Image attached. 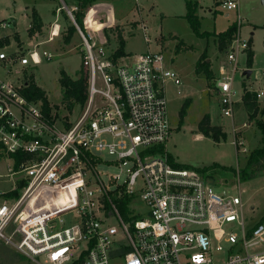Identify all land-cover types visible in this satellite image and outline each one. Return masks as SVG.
<instances>
[{"label": "built area", "instance_id": "obj_1", "mask_svg": "<svg viewBox=\"0 0 264 264\" xmlns=\"http://www.w3.org/2000/svg\"><path fill=\"white\" fill-rule=\"evenodd\" d=\"M219 4L237 13L236 33L224 51L227 64L213 78L220 111L231 118L238 59L250 45L239 34V0ZM77 12L67 9L85 75V102L76 116L50 105L45 115L42 101L23 94L28 68L53 57L35 50L59 37L58 20L28 55L0 47V157L11 161L15 177L2 194L0 243L34 264H264V218L247 221L239 194L217 192L166 150L172 128L164 86L180 82L165 69L162 53L119 55L109 31L104 43L84 34ZM261 82L263 89L244 91L255 95L264 115V72ZM16 154L23 160L15 169ZM98 165L120 173L104 181Z\"/></svg>", "mask_w": 264, "mask_h": 264}, {"label": "rangeland", "instance_id": "obj_2", "mask_svg": "<svg viewBox=\"0 0 264 264\" xmlns=\"http://www.w3.org/2000/svg\"><path fill=\"white\" fill-rule=\"evenodd\" d=\"M87 1L82 8L80 0H0V46L6 53L28 55L36 42L48 39L49 28L58 20L61 29L59 37L35 50L37 53L46 50L53 57L43 59L37 67L28 68L27 73L45 92L53 111L61 115L69 113L70 117L72 114L76 116L79 107L76 105L68 111L67 103L62 102L59 71L63 70L72 80H77L82 69L81 41L77 31L73 33L69 44L64 42L69 27L73 26L67 9L77 7L82 15L79 26L95 43H104L105 31L106 34L109 31L113 36L111 47L121 48V40L123 53L130 57L147 51L161 52L165 69L175 74L180 82L178 86L172 82L164 86L172 128L166 150L179 165L196 169L199 173V169L205 170L201 175L217 192L224 190L231 196L239 194L247 221L263 219L264 158L247 171L250 180L242 182L240 171L244 170L248 156L264 147V136L256 126L257 122L264 126V115L258 108L252 117L253 111H248L243 102L247 87L252 90L263 89L264 0H239L242 19L239 31L241 38L250 43L253 61L250 77L242 78L241 73L249 70L245 57L247 52L238 59V71L234 78V86L238 91L235 100L239 101L242 95L243 104L241 109L240 102L234 105L231 118L223 116L220 111L213 78L219 68L227 64L225 52L218 49L217 38L236 24V12H223L219 0ZM64 5L66 8L56 13ZM32 8L36 9L44 22L38 36L28 34ZM11 19L16 20L15 25ZM2 23H8V26L3 28ZM141 24L146 26V31H143ZM117 35H121L120 39L116 38ZM203 54L206 55L205 61L208 59L213 75L210 80L203 73L196 72V63ZM20 74L18 72L12 76L20 77ZM0 78H5L2 70ZM186 103V112L180 125L181 110ZM206 114L210 116L213 126L221 127L226 133L225 139L215 142L198 134V123ZM234 141L242 144L235 147ZM243 149L246 151L243 152ZM103 158L108 159L107 156ZM9 169L11 161L0 157V203L7 197L2 194L13 188L15 177L10 175ZM97 171L102 174L104 181L108 175L120 173L115 167L103 165H98ZM140 206L143 207L142 204ZM0 264L34 263L13 248L0 243Z\"/></svg>", "mask_w": 264, "mask_h": 264}, {"label": "trees", "instance_id": "obj_3", "mask_svg": "<svg viewBox=\"0 0 264 264\" xmlns=\"http://www.w3.org/2000/svg\"><path fill=\"white\" fill-rule=\"evenodd\" d=\"M86 3H88L87 0H80L79 4L83 8ZM30 18H31V25L28 29V34L30 36H33L35 33L40 32L43 24H42V21H41L39 15L37 14V12L34 9L31 10V17ZM81 19H82L81 13L80 12L75 13V21L78 25L81 24ZM236 30H237V27H236V25H234L232 28L228 29V31H226L225 33H222L221 35H219V37L217 38V46H218V49L220 51H225V49L227 48V46L229 45V43L233 39L234 34L236 33ZM67 32L68 33L64 39V42L66 44H69L73 33L76 32V29L74 26H70ZM120 36L121 35H118L119 39H120ZM17 39L18 38L16 37V40ZM122 44H123V42L120 40L121 48L119 47V51H118L119 55L123 54ZM249 45H250V43H249ZM205 57H206V55L203 54L198 59V61L196 63V72L197 73H200V72L203 73L206 76V79L210 80V79H212L213 75H212V72L210 70V64L208 63V59H207V61H205L206 60ZM252 59H253V51L249 48L247 50V53H246V64H247L249 69L251 68V65H252ZM79 73H80L79 78L77 80H72L65 73V71H63V70L59 71V84H60V87L62 89V102L67 103L68 111H71L73 109V107L76 105H83L85 102V75H84L83 71H82V73H81V71H79ZM23 94L28 100H33V101L40 100V101H42L43 113L45 115H48L50 108H49V103H48V100L46 98L45 92L35 84L33 79H30L29 87L23 92ZM243 102L248 107V111H250L249 109H251L253 111L251 114V116L253 117L257 111V108H256L257 103H256L255 95L245 91V93L243 95ZM187 103L183 106V108L181 110L180 125L182 124V119H183V116L185 115V112H186ZM256 126L260 130L261 134L264 136V126L260 122H257ZM198 134H201L207 138H211L215 142H219V140L226 138V133L221 130V127L211 126L210 117L208 114H206L202 118V120L198 123ZM263 142H264V137H263ZM13 158H14V168L16 169L20 165V163L22 162L23 156L20 154H16V155H13ZM170 158H171V156H170ZM263 158H264V147L254 151L253 153H251L248 156L244 170L240 171L242 174L241 175L242 182L250 180L249 175L248 176L246 175L247 171L252 166L258 164L260 162V160ZM178 166L179 167H186L183 165H178ZM199 171L201 173H204L205 170L199 169ZM20 186H21V184H19V188H20ZM12 195H17V192L14 191L13 193H11L10 196H12Z\"/></svg>", "mask_w": 264, "mask_h": 264}, {"label": "crops", "instance_id": "obj_4", "mask_svg": "<svg viewBox=\"0 0 264 264\" xmlns=\"http://www.w3.org/2000/svg\"><path fill=\"white\" fill-rule=\"evenodd\" d=\"M32 9H34V8H32ZM31 9V10H32ZM35 11H36V9H34ZM37 12V11H36ZM37 14H38V12H37ZM39 15V14H38ZM39 17H40V19H41V21H42V24H44V22H43V20H42V18H41V16L39 15ZM30 20H31V18H30ZM141 25H144V24H141ZM145 26V25H144ZM42 29V28H41ZM239 34H240V31H239ZM240 37H241V35H240ZM2 48V47H1ZM251 50H252V48H251ZM253 51V50H252ZM252 61H253V59H252ZM251 69V68H250ZM41 88V87H40ZM248 88V87H247ZM42 89V88H41ZM257 90H261V89H257ZM238 102H240V104H241V106L239 107L240 109L242 108V95H241V99L239 100V101H237L236 100V103H235V105H237L238 104ZM257 109L259 108L258 107V104H257V107H256ZM210 117V116H209ZM210 124H211V126H213L214 124H212V121H211V118H210Z\"/></svg>", "mask_w": 264, "mask_h": 264}, {"label": "water", "instance_id": "obj_5", "mask_svg": "<svg viewBox=\"0 0 264 264\" xmlns=\"http://www.w3.org/2000/svg\"><path fill=\"white\" fill-rule=\"evenodd\" d=\"M11 22H12L14 25L16 24V20H15V19H11ZM243 75H244L246 78H249L250 75H251V70H250V69H249V70H245L244 73H243ZM249 110H251V109H249Z\"/></svg>", "mask_w": 264, "mask_h": 264}]
</instances>
